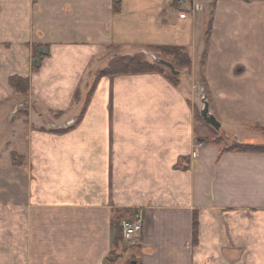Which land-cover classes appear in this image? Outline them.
I'll return each mask as SVG.
<instances>
[{"label": "crops", "instance_id": "0c3cea01", "mask_svg": "<svg viewBox=\"0 0 264 264\" xmlns=\"http://www.w3.org/2000/svg\"><path fill=\"white\" fill-rule=\"evenodd\" d=\"M6 4L20 34L7 41L0 106L21 96L31 113L24 165L0 162L5 264H109L115 209L144 215L139 264H264V153L223 150L198 115L203 94L227 140L264 144V0H122L119 13L113 0ZM34 42L49 45L37 72ZM161 46L191 56L178 85L161 73L103 76L82 120L53 132L75 123V94L94 71ZM14 74L30 77L27 95L9 85Z\"/></svg>", "mask_w": 264, "mask_h": 264}, {"label": "trees", "instance_id": "16d2710c", "mask_svg": "<svg viewBox=\"0 0 264 264\" xmlns=\"http://www.w3.org/2000/svg\"><path fill=\"white\" fill-rule=\"evenodd\" d=\"M122 0H113V11L115 13H119L121 11ZM211 30H212V22H210L208 29L205 33V41L206 44L209 43L211 37ZM30 47L33 51L32 59L35 60L32 62V70L37 72L46 56L49 55L48 47L49 45L41 44V43H31ZM46 49V50H45ZM157 50L172 56V63L175 67H184L190 68L192 64L191 56L189 55L188 51L181 46H161L157 47ZM161 58V57H160ZM203 58V66L205 65L206 58H207V51L205 50L202 55ZM164 59V58H163ZM166 60V59H165ZM177 69V68H176ZM178 70V69H177ZM145 73H161L164 74L173 84L178 85L180 82V74H174L171 70L164 65L158 63L157 61H149L145 59L141 54H133V55H118L114 56L110 59L108 66L104 69H101L95 73V77L93 82L90 85L88 90V97L84 103V106L72 126L67 128L53 130L56 133H62L68 131L70 128L78 124L82 117L84 116L92 94L95 90L96 84L98 80L103 76H114V75H131V74H145ZM9 84L13 87L17 92L22 94H27L30 90L31 86V79L30 77H24L21 75H11L9 77ZM80 90H78L75 94V99H78V95ZM200 116V113H198ZM201 118V116H200ZM214 135L216 134L218 139L211 138L210 140L215 143H221L223 137V133L216 131L213 127H211ZM223 150H230V151H238V152H259L264 153V144L258 143H246V142H235L233 145L229 147H224ZM12 163L16 166H23L24 165V158L19 155L18 153L13 152L11 154ZM113 218L111 220V228L114 231V249L112 250L111 254L107 258V262L109 264H117V258H114L115 249L124 248L125 240L123 234V227L122 222L125 219H131L135 216L136 211L130 209H115L113 211ZM198 232H199V220L198 215L195 213L193 218V239L194 242H198ZM125 264H139L137 260L131 261L130 263Z\"/></svg>", "mask_w": 264, "mask_h": 264}, {"label": "rangeland", "instance_id": "374dc122", "mask_svg": "<svg viewBox=\"0 0 264 264\" xmlns=\"http://www.w3.org/2000/svg\"><path fill=\"white\" fill-rule=\"evenodd\" d=\"M7 7L8 6L6 4V0H0V91L4 89V87L2 86L3 84H1L2 83L1 80L3 77V75L1 76V73H4V76H5L10 71L8 70L9 68L8 69L5 68L7 66L5 61H6V58L9 56V52L7 50V46H8L7 41L9 40L8 38L11 36V38L14 39L16 38L17 34H20L16 32L15 29L10 31L7 27V23H6L7 12H8ZM19 29L22 31L21 26L19 27ZM31 52L33 54V51ZM32 54H31V64L33 61H35L32 59ZM136 54H141L145 59L151 62L154 61V56L164 58L171 62L173 59L172 56L165 54L163 52H160L158 50H155V52L151 50H146L145 52H139ZM192 66H193V63L191 64L190 68H184V67H179V66L176 68L180 71V74H181L184 71L192 70L193 68ZM203 67H204L203 58H201L199 70L201 71L202 75H203L202 73ZM95 73L96 71H94L93 74ZM93 74H91L90 76H92ZM92 82L89 83V88ZM87 90L88 89L85 88V90L80 91L77 101H80L83 104L85 103L88 97ZM19 94H22V93H19ZM24 95H27V94H24ZM201 95L203 96V94ZM11 102H14L13 107H11V103L7 104V102L5 103L3 102L0 106V162L2 159L4 161L7 160L6 158L9 159L12 156L11 154L13 152L18 153V151L20 150V146L22 144V139L24 138V131L29 126L28 124L29 115L31 113V106H30V103H28L30 102L29 99L19 96L18 101L14 98V99H11ZM57 129H62V128L60 127ZM57 129L54 128L53 130H57ZM214 136L217 137L216 134ZM222 136L223 137L219 138V139H222V144H225L226 146L233 145V142H231L230 140H227L226 139L227 137H225L224 134ZM215 137H212V138L218 139ZM0 204L2 205V206L0 205V208L1 210H3L4 201L3 202L1 201ZM5 239H6V233H5L4 214L0 213V264H5V259H4ZM134 239L135 238H133L130 241H125L124 248L115 249V252H114L115 255L113 259L117 258V261H116L117 264L130 263L131 261L137 260L135 255L138 253V251L135 248ZM120 257H124V258L122 260H119Z\"/></svg>", "mask_w": 264, "mask_h": 264}, {"label": "water", "instance_id": "95a60500", "mask_svg": "<svg viewBox=\"0 0 264 264\" xmlns=\"http://www.w3.org/2000/svg\"><path fill=\"white\" fill-rule=\"evenodd\" d=\"M154 60L157 61L158 63L164 65L165 67L169 68L172 73L174 74H180V71L176 69L175 65L168 60H165L163 58L154 56ZM203 107L200 111V115L202 119L211 127H213L215 130L220 131L221 129V123L217 119V117L211 112L209 102L206 98V96L203 95ZM73 124V123H72ZM71 124V125H72Z\"/></svg>", "mask_w": 264, "mask_h": 264}, {"label": "built area", "instance_id": "2783aa9c", "mask_svg": "<svg viewBox=\"0 0 264 264\" xmlns=\"http://www.w3.org/2000/svg\"><path fill=\"white\" fill-rule=\"evenodd\" d=\"M200 9L199 5H196ZM199 147L203 146V142H199ZM144 215L142 212H136L135 216L131 219H125L122 222L124 240L130 241L143 231Z\"/></svg>", "mask_w": 264, "mask_h": 264}]
</instances>
